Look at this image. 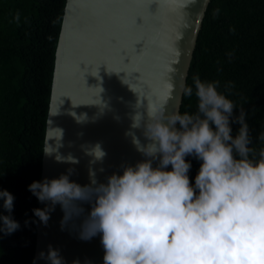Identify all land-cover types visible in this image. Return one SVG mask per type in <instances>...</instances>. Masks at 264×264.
Masks as SVG:
<instances>
[{
	"label": "clouds",
	"instance_id": "clouds-1",
	"mask_svg": "<svg viewBox=\"0 0 264 264\" xmlns=\"http://www.w3.org/2000/svg\"><path fill=\"white\" fill-rule=\"evenodd\" d=\"M219 14L220 9L213 10L214 17ZM192 81L194 87H181L186 97L195 94L196 113L153 107L146 120L140 113L133 117L132 128L143 129L146 143L127 135L144 159L122 164V172H113L105 182L91 168L85 185L70 180L74 168L58 178L33 181L28 191L39 202H48L43 209H32L33 215L47 225L59 204L62 229L73 216L83 215L78 237L90 241L100 236L103 264H264V147L257 152L251 146L246 112L240 108L234 115L237 107L219 91L218 80L202 81L195 75ZM233 123L239 125L235 136ZM259 139L264 141V134ZM86 155L94 164L106 152L97 143ZM187 157L200 162L194 183ZM56 159L79 162L71 156ZM14 200L0 188V208L8 213L0 212V234L20 228L11 215ZM84 203L90 205L86 215ZM38 258L64 264L51 245Z\"/></svg>",
	"mask_w": 264,
	"mask_h": 264
},
{
	"label": "water",
	"instance_id": "water-1",
	"mask_svg": "<svg viewBox=\"0 0 264 264\" xmlns=\"http://www.w3.org/2000/svg\"><path fill=\"white\" fill-rule=\"evenodd\" d=\"M210 0H67L52 80L41 180L75 172L70 180L89 184V168L99 182L122 164L134 165L144 157L132 143V133L146 143L142 128H132L133 117L147 119L153 107L166 113L180 112L194 49ZM109 13L105 18L92 16ZM113 13V14H112ZM85 24L83 30L81 24ZM85 38L80 46V34ZM79 38L77 43L76 39ZM77 51H72V44ZM84 79V84L81 82ZM83 81V82H84ZM106 83L102 90V84ZM79 119H82L78 122ZM99 143L106 156L90 164L86 149ZM69 156L76 164L57 161ZM155 166V163H154ZM103 169V171H101ZM48 202H39V208ZM85 215L90 209L82 204ZM44 225L38 219L35 264L49 245L59 251L64 264H103L100 236L80 240L83 215L61 228L59 204Z\"/></svg>",
	"mask_w": 264,
	"mask_h": 264
},
{
	"label": "trees",
	"instance_id": "trees-1",
	"mask_svg": "<svg viewBox=\"0 0 264 264\" xmlns=\"http://www.w3.org/2000/svg\"><path fill=\"white\" fill-rule=\"evenodd\" d=\"M67 0H0V188L15 197L20 228L0 238V264H33L39 201L28 185L41 181L56 49ZM220 9L213 16L214 9ZM19 14V20L16 16ZM231 29H235L234 32ZM51 37V39H49ZM219 81V91L246 112L257 152L264 147V0H210L190 64L192 77ZM197 112L195 94L180 113ZM235 136L239 125L233 123ZM194 183L200 162L187 157ZM2 203V201H0ZM0 212L8 215L0 208ZM28 222L27 225L25 222ZM35 221V222H33Z\"/></svg>",
	"mask_w": 264,
	"mask_h": 264
},
{
	"label": "bare ground",
	"instance_id": "bare-ground-1",
	"mask_svg": "<svg viewBox=\"0 0 264 264\" xmlns=\"http://www.w3.org/2000/svg\"><path fill=\"white\" fill-rule=\"evenodd\" d=\"M96 12H95V14H92V16L93 17H95L96 19H98V18H105V17H107V16H109L110 14L109 13H102V14H99V11H97V10H95ZM113 14V13H112ZM84 26H85V24H81L80 25V29L81 30H83V28H84ZM80 34V33H79ZM79 38H80V46L79 47H82L83 46V41L85 42V40H87L89 43H91V44H93V42L95 43V41H93L94 39H93V37L90 35V34H84V35H82L81 36V34H80V36L79 35H77ZM77 37V39H76V43H77V41H78V38ZM82 38H85V40H83ZM86 43V42H85ZM72 44V43H71ZM83 48V47H82ZM71 51L70 52H72V51H77L78 49H75V46L72 44V47H71ZM84 79L82 80V82H81V85H82V83L84 84L86 81H84ZM107 87V84L106 83H103L102 84V90L104 89V87Z\"/></svg>",
	"mask_w": 264,
	"mask_h": 264
}]
</instances>
